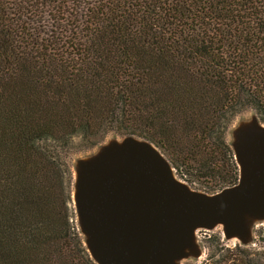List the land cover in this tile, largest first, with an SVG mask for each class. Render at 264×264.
I'll return each instance as SVG.
<instances>
[{
    "label": "trees",
    "instance_id": "obj_1",
    "mask_svg": "<svg viewBox=\"0 0 264 264\" xmlns=\"http://www.w3.org/2000/svg\"><path fill=\"white\" fill-rule=\"evenodd\" d=\"M248 110L264 115V0H0V264H95L74 139L151 142L220 191L238 181L226 134ZM206 264H264V228Z\"/></svg>",
    "mask_w": 264,
    "mask_h": 264
},
{
    "label": "water",
    "instance_id": "obj_2",
    "mask_svg": "<svg viewBox=\"0 0 264 264\" xmlns=\"http://www.w3.org/2000/svg\"><path fill=\"white\" fill-rule=\"evenodd\" d=\"M238 181L217 193L192 190L176 178L151 142L109 139L75 160L72 205L95 264H180L199 258L196 231L222 228L247 247L264 223V126L256 117L231 131Z\"/></svg>",
    "mask_w": 264,
    "mask_h": 264
},
{
    "label": "rangeland",
    "instance_id": "obj_3",
    "mask_svg": "<svg viewBox=\"0 0 264 264\" xmlns=\"http://www.w3.org/2000/svg\"><path fill=\"white\" fill-rule=\"evenodd\" d=\"M256 117L258 122L264 126V115H259L255 111L248 110L240 113L235 117L233 122L229 126V130L226 134V141L228 144H230L231 141V131L241 122H245L250 120L252 117ZM120 139L118 136L114 135H108L104 141L101 144H104L109 139ZM84 142L81 141L80 138L74 139L72 142V149L70 150V153L68 155V162L71 167L73 168V165L75 164V160L78 158L84 157V155H90L97 151L98 146L93 147L91 149H84L83 146ZM167 158V157H166ZM168 159V158H167ZM170 162L174 175L178 180L181 182L186 183L192 190L198 191L201 193L211 194L212 192H218L220 187L215 183V179L213 178H197V179H191L189 177H186L185 173L183 172V169L174 164L171 160L168 159ZM260 228H264V223H257L254 225V230H259ZM196 239L198 241V246L201 250V256L197 259L195 258H188L183 261H181L180 264H206L208 257L210 256L211 252L213 251L214 247H216V244L219 245V247L223 248H229L233 249L235 246L239 245L241 247H244L239 244L237 240H225L222 228L216 227L213 230H198L196 231ZM253 244H249V246H252ZM247 246V247H249Z\"/></svg>",
    "mask_w": 264,
    "mask_h": 264
}]
</instances>
